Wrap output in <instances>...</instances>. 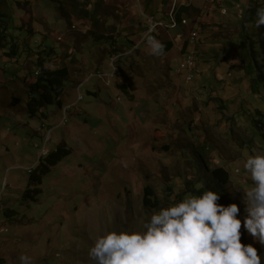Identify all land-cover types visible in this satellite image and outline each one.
I'll list each match as a JSON object with an SVG mask.
<instances>
[{
	"label": "rangeland",
	"instance_id": "1",
	"mask_svg": "<svg viewBox=\"0 0 264 264\" xmlns=\"http://www.w3.org/2000/svg\"><path fill=\"white\" fill-rule=\"evenodd\" d=\"M76 1L86 4L0 0L1 23L19 47L12 61L0 50V259L20 264L23 253L33 264H87L88 248L100 232L137 228L144 214L190 196L188 189L206 187L223 195L226 205H238L241 243L264 254L243 227L242 203L251 184L244 161L264 153V126L257 130L250 121L264 124L260 27L251 12L264 0H217L208 10V0H196L200 13L182 17L176 4L186 2L176 0L170 10L178 24L184 18L188 26L156 31L158 40L173 44L159 57L144 42L148 23L135 2L127 3L128 10L117 0ZM153 1L160 8L169 2ZM84 8L90 17L82 15ZM153 8L144 14L158 20ZM170 10L164 25L173 22ZM48 47L53 51L47 55ZM188 55L195 64L189 81L180 69ZM41 59L66 67L68 77L61 106L48 104L46 117H30L29 89ZM113 67L108 80L96 73ZM85 78L76 101L77 84ZM123 83L132 84L127 93L119 88ZM45 137L49 151L65 142L70 152L30 186L41 189L31 200L25 197L28 169L36 171ZM219 167L228 174L225 184L213 179ZM147 191L149 203L143 201Z\"/></svg>",
	"mask_w": 264,
	"mask_h": 264
},
{
	"label": "clouds",
	"instance_id": "2",
	"mask_svg": "<svg viewBox=\"0 0 264 264\" xmlns=\"http://www.w3.org/2000/svg\"><path fill=\"white\" fill-rule=\"evenodd\" d=\"M256 17V27L264 26V7L256 10ZM154 30L150 24L144 42L159 57L165 46ZM243 169L251 181L243 191V227L264 246V153L249 155ZM219 199V192L206 189L144 214L137 228L102 231L88 248L87 264H262L264 254L258 255L252 243H241L240 208ZM18 259L33 264L26 254Z\"/></svg>",
	"mask_w": 264,
	"mask_h": 264
},
{
	"label": "trees",
	"instance_id": "3",
	"mask_svg": "<svg viewBox=\"0 0 264 264\" xmlns=\"http://www.w3.org/2000/svg\"><path fill=\"white\" fill-rule=\"evenodd\" d=\"M73 1H75L76 4H80V6L83 4H86V3H83V1H79V2L76 0H73ZM95 3L96 2H94L92 5H94ZM261 7H264V6H261ZM221 9H224V8H220V11ZM255 11H251V12L256 13ZM81 13L84 16L90 17L91 11L86 10L84 8V9H81ZM3 16H4V13L3 11L0 10V50L9 60L12 61V60H15V58L17 57L16 54L17 52H19L18 51V48H19L18 41L15 39L14 37L15 35L10 34L7 31V27H8L7 24L1 23ZM257 36L259 37L258 38L259 41L257 40V43L259 45V50H260L259 56L261 59V62L259 63L261 72L258 78L259 80L264 82V26H260V30H257ZM162 43L165 46V49H164V54H165L172 48L173 44L171 41H165ZM45 51L47 52V55H48V53L53 51V47L45 48ZM115 52L119 54L121 51L120 50L117 51L116 49ZM45 60L46 59H41L36 63L37 68L39 69V72L36 74L34 83L30 85L29 98L27 100V108H28L27 113L30 117L36 116L39 112L42 114V116L44 115V117H46L47 115H45L44 108L48 104L57 103L59 106H61L60 95L64 91V81L68 77V69L66 67L53 68L49 66L47 64V61ZM118 68L121 71L122 75L124 76V72L122 71L119 65H118ZM131 87H132L131 83H127V84L123 83L122 85H120L119 88L123 92L127 93L128 92L127 88H131ZM261 113L263 114L262 117L264 118V113L263 112ZM250 121L253 122L257 130L261 129V127L264 126L262 119L253 118ZM263 137H264V132H263ZM69 152H70V149L67 148L66 143L63 142V143L58 144L55 150L53 151L48 150V153L46 155L38 158V167L36 171L34 172L33 170L28 171L31 173V176L29 180V186L26 189L25 197L29 196L28 197L29 199L34 200L35 197L33 196L38 195L41 189H39V187L31 188L30 186L34 183L35 185H39L41 183L42 175L49 171V166L54 165L56 161L61 159V157L69 154ZM213 179L214 181L216 180V184H225L228 182L229 177H228L227 172L223 168L219 167V168L213 169ZM167 188L170 189L171 186H168ZM207 188H210V187H206L205 189L200 188L197 191L194 189H192V191L188 189L187 192H190L189 195H199ZM30 193H32L33 195H31ZM151 195H152L151 192H148V191L145 192V195H143V201L145 203H149ZM224 202H225V197L220 194V199L218 203H221L227 206ZM263 252H264V246H263ZM0 264H4L3 259H0Z\"/></svg>",
	"mask_w": 264,
	"mask_h": 264
},
{
	"label": "crops",
	"instance_id": "4",
	"mask_svg": "<svg viewBox=\"0 0 264 264\" xmlns=\"http://www.w3.org/2000/svg\"><path fill=\"white\" fill-rule=\"evenodd\" d=\"M175 1L176 0H173V2L171 3L170 0H169L168 5L164 6L163 8L162 7L160 8V5L157 2L153 1V0H145V1L142 0V2H143L142 6L143 5L145 6V9L143 7V10H142V6H141V0H117V2H118L117 5H120L122 3L121 5L125 6V8L128 9L127 3L131 4V3H134L135 2V7H137V4H138V9H139V11H140L141 14L146 13V11L150 10V8L155 5V8H153V11L154 12H152V14L161 23H164L166 21L164 15H165V13H166L167 10H170L171 9V7H172V5H173V3ZM184 1L186 2L185 5H181V3L180 4H176V6L178 7L176 11H177V14H178L179 17H182V15H184V14H187L188 15L189 13H191L193 11H198L200 13V8L197 5L195 7H193L195 5L194 3H195L196 0H184ZM206 2L203 4V7L208 10V9H210V5H212V4L209 3V0L206 1ZM203 7H202V9H203ZM199 21L202 24L203 17L202 18H199ZM135 22H133L132 24L136 26ZM178 26H185L186 27V26H188V23H187V25L177 24L175 27H168V28H166L164 25H161V26L158 27L157 31L160 30V29H164L167 32H169V30L175 29ZM143 29H144V27H143Z\"/></svg>",
	"mask_w": 264,
	"mask_h": 264
},
{
	"label": "built area",
	"instance_id": "5",
	"mask_svg": "<svg viewBox=\"0 0 264 264\" xmlns=\"http://www.w3.org/2000/svg\"><path fill=\"white\" fill-rule=\"evenodd\" d=\"M216 2H217V0H209V3H211V4H214V3H216ZM221 11H222L223 13L226 12L225 9H221ZM169 16L172 18L173 22H172V23L170 22V24H168V25H164V24L161 23L160 21L155 20L153 17H146V21H147V23H148V27H149L150 24H154V25H155V30H154V32H155L156 29H157L159 26H161V25H164V26H166V27H175L178 23H177L176 19L174 18V9H173V10H170V12H169ZM180 24H182V25H187V21H186L184 18H182L181 21H180ZM148 27H147V28H148ZM146 31H147V30H146ZM154 32H153L152 34H154ZM145 33H146V32H145ZM194 37H195V33L193 32V33H191V37H190V39H194ZM180 69L186 71V80L189 81V74H190V72H193L194 69H195L194 60H193V58H192L191 55L186 56V58H185V59L183 60V62L180 64ZM113 70L115 71V68H114V67H113L111 73H105V72H101V71H97L96 73H97V75H98L99 77H101L102 79H107V80H108L109 77L114 76V74H115L116 71L114 72ZM90 76H93V74H90ZM83 83H84V81L81 82V83H79L78 86L76 87L77 92H78L77 101L82 99V96L80 95V91H79V89H80V87H81V85H82ZM49 140H50V139H43V141H42V147H41V149H40V152H39V156H38V158L41 157V156H43V154L47 151L46 144L48 143ZM35 146H38V145L35 144ZM32 169H33V168L30 167V168L28 169V171H32Z\"/></svg>",
	"mask_w": 264,
	"mask_h": 264
},
{
	"label": "bare ground",
	"instance_id": "6",
	"mask_svg": "<svg viewBox=\"0 0 264 264\" xmlns=\"http://www.w3.org/2000/svg\"><path fill=\"white\" fill-rule=\"evenodd\" d=\"M173 9H174V8H172V10H173ZM121 54H122V53H121ZM121 54H120V55H121ZM117 56H119V55H117ZM117 56H115V58H116ZM191 78H192V75L189 74V80H191ZM47 133L50 134V131H48ZM47 133H46V134H47ZM49 137H50V136H49ZM49 137H48V138H49ZM48 138L45 137V139H48ZM46 154H47V151L43 154V156L46 155Z\"/></svg>",
	"mask_w": 264,
	"mask_h": 264
}]
</instances>
